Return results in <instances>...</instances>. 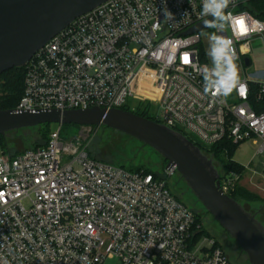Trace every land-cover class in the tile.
I'll return each instance as SVG.
<instances>
[{
	"label": "built area",
	"instance_id": "1",
	"mask_svg": "<svg viewBox=\"0 0 264 264\" xmlns=\"http://www.w3.org/2000/svg\"><path fill=\"white\" fill-rule=\"evenodd\" d=\"M249 7L230 0L228 20H217L204 0H107L26 62L17 108L123 109L133 99L203 145L252 140L262 153L264 64L255 46L264 63V19ZM209 18L216 26L185 34ZM231 62L242 68L236 77L221 71ZM61 130L45 146L0 148V264H233L169 187L176 165L130 171L90 157ZM235 179L218 178L220 189L232 194Z\"/></svg>",
	"mask_w": 264,
	"mask_h": 264
},
{
	"label": "water",
	"instance_id": "2",
	"mask_svg": "<svg viewBox=\"0 0 264 264\" xmlns=\"http://www.w3.org/2000/svg\"><path fill=\"white\" fill-rule=\"evenodd\" d=\"M107 0H0V75L21 67L75 18ZM209 18L185 34L208 27ZM246 64L249 59L246 58ZM106 126L123 132L159 153L168 166L176 165L208 213L246 255L250 264H264V235L243 207L225 194L219 176L198 155L199 148L182 134L126 109L101 107L0 110V133L42 124Z\"/></svg>",
	"mask_w": 264,
	"mask_h": 264
},
{
	"label": "rangeland",
	"instance_id": "3",
	"mask_svg": "<svg viewBox=\"0 0 264 264\" xmlns=\"http://www.w3.org/2000/svg\"><path fill=\"white\" fill-rule=\"evenodd\" d=\"M255 52L259 57L258 66L262 67L264 63L260 57L262 53L258 45L255 46ZM226 66L221 69L222 73L226 76L236 77L242 71L238 62H231L229 67ZM233 86L234 82L230 81L228 83L229 90ZM137 103V101L130 99L128 107L132 109ZM60 126L62 128V138L78 142L81 149H84L88 154L98 159L125 165L130 168L141 167L139 171L152 170L157 173H161L166 165L164 159L153 148L144 145L139 140L123 132L103 125L80 126L77 124L60 125L56 123L50 124V129L53 130ZM39 131L38 126L11 130L6 134L7 140L4 145L13 153L24 151L37 144H45L46 139L40 138ZM192 138L196 140L195 137ZM197 153L209 165L213 175H220L223 172L209 154L200 150ZM233 159L243 164L245 169L241 172L232 171L236 176L232 193L237 191L238 203L247 213L254 217L256 224L264 235V152L260 153L259 145L254 144L252 140H247L236 148ZM229 173H224V175ZM169 187L173 193L179 195L180 201L200 215V221L203 227L210 233L209 235L217 237L221 242L224 240V243L225 241H229L231 243V250L235 248V241L230 237L224 238L222 236L224 229L207 212L195 193L189 189L188 185L178 174L170 180ZM246 192L253 194L254 197H248L245 195ZM236 249L237 254L232 256L236 263L239 264L243 258L245 264H250L241 248L237 246ZM116 263L117 259H107L104 264Z\"/></svg>",
	"mask_w": 264,
	"mask_h": 264
},
{
	"label": "trees",
	"instance_id": "4",
	"mask_svg": "<svg viewBox=\"0 0 264 264\" xmlns=\"http://www.w3.org/2000/svg\"><path fill=\"white\" fill-rule=\"evenodd\" d=\"M248 1L251 5V7H249L250 11L252 13H254L255 15H257L258 17H260L261 19H264V0H248ZM24 76H25V66L14 67L10 70L3 72L0 75V110L17 108V106H18V104L22 98L23 92H24ZM123 109L132 111L136 114L147 117V118H149L155 122H158L155 119V117L152 116V114H151V110H153V107L149 103L138 102L137 105L135 106V109H131L128 106H125ZM38 127L40 129V131H39L40 138L46 139V143L45 144H37L36 146H34L32 148L47 145L49 138H50V134L52 132V129H50V124H42V125H39ZM7 133L8 132L0 133V148H2V149L4 148V150L9 151V149H7L8 147H6V145H4V143L7 140L6 139ZM178 133L185 136L189 141H191L193 143L194 146L199 148L200 151H202L206 154H209L210 157H212L216 161V163L220 166V168L223 171L220 174L219 178H221L224 175V173H229L230 171L231 172L232 171L241 172L242 170L245 169L244 168L245 166L243 164H240L233 159V155L235 153V150L239 145L231 144L228 142H222V143L215 144L212 146H206V145H203L202 143H200L199 141L194 140L191 136H186L184 133H181V132H178ZM20 152H22V151H20ZM20 152H13V154H17ZM89 156L94 158V159L107 162L105 160L98 159V158H96L90 154H89ZM108 163H110V162H108ZM164 163L167 164V161L165 159H164ZM112 164L119 165L121 167H124V168L130 170V171H139V169L141 168V167L130 168V167H126L125 165H120V164H116V163H112ZM147 172H153V173L158 174V175L160 174V173H157V172L152 171V170H148ZM237 194L238 193L236 191L235 193H232L229 196L232 199H234L236 202H239ZM174 195L179 199V195H177L176 193H174ZM245 195H247L248 197H254L253 194L248 193V192H246ZM196 215H197L198 222H201L200 221L201 220L200 215L198 213H196ZM201 233H205L208 235L210 234L207 231V229H205L204 227H203V230ZM218 241L224 247L223 243L219 239H218ZM224 249H225V247H224ZM231 261L233 262V264H235L232 259H231Z\"/></svg>",
	"mask_w": 264,
	"mask_h": 264
},
{
	"label": "clouds",
	"instance_id": "5",
	"mask_svg": "<svg viewBox=\"0 0 264 264\" xmlns=\"http://www.w3.org/2000/svg\"><path fill=\"white\" fill-rule=\"evenodd\" d=\"M230 0H204L203 12L205 15L211 14L217 20H228L230 14H225L224 9L227 8ZM173 14L165 8V18L171 19ZM209 26H216L210 22H206ZM216 53V49H215Z\"/></svg>",
	"mask_w": 264,
	"mask_h": 264
},
{
	"label": "flooded vegetation",
	"instance_id": "6",
	"mask_svg": "<svg viewBox=\"0 0 264 264\" xmlns=\"http://www.w3.org/2000/svg\"><path fill=\"white\" fill-rule=\"evenodd\" d=\"M251 215V214H250ZM252 216V215H251ZM253 217V216H252ZM254 218V217H253ZM219 224V223H218ZM222 236H224V238H228V237H230L227 233H226V231L224 230V232L222 233ZM231 238V237H230ZM222 243H223V245H224V247H225V250L227 251V253H228V255H229V257L234 261V263L235 264H238V263H236V261L232 258V256H235L236 254H237V249H236V245H235V248H233L232 250H231V247H230V245H231V243L229 242V241H225V243H224V240L222 241ZM237 258H239V257H237ZM239 264H245V262H244V260H243V258L240 260V263Z\"/></svg>",
	"mask_w": 264,
	"mask_h": 264
},
{
	"label": "crops",
	"instance_id": "7",
	"mask_svg": "<svg viewBox=\"0 0 264 264\" xmlns=\"http://www.w3.org/2000/svg\"><path fill=\"white\" fill-rule=\"evenodd\" d=\"M230 64H228L226 67H229Z\"/></svg>",
	"mask_w": 264,
	"mask_h": 264
}]
</instances>
